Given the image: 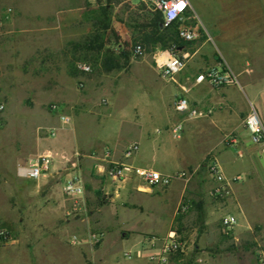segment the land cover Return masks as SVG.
Instances as JSON below:
<instances>
[{"label": "rangeland", "instance_id": "374dc122", "mask_svg": "<svg viewBox=\"0 0 264 264\" xmlns=\"http://www.w3.org/2000/svg\"><path fill=\"white\" fill-rule=\"evenodd\" d=\"M101 2L104 0H81L80 8L74 12L80 14V23L89 24L90 28L74 36L65 34L61 51L50 56H31L29 41L23 35H4L3 28L7 18L0 25V102L4 104L3 110L0 111V231L6 234L5 237L0 236V264H103L117 252L116 245L120 238L114 236L108 239L107 251L103 250L105 235L96 224L97 216H92L89 223L87 222L85 214L95 208L90 207L93 203L90 202L92 197L85 191L78 198L63 192V180L72 169L70 162L65 167L61 162L63 159L59 157L56 168L58 174L52 183L53 187L41 188L39 192H35L31 180L23 177L15 179L13 175L18 165L24 163L31 153L36 151L37 136L47 141L55 139L56 145L53 147L48 144L47 148L52 152L59 151V155H68V152H62L59 148L68 151L77 147L86 148L106 135H109L113 152L117 154L132 136L123 133L125 122H122L124 119L122 120L121 116L122 110L126 109L129 103L124 104L121 100L108 103L107 99L102 97L98 100L99 108L82 107L75 103L77 96L86 92L84 87H79L83 77H89L94 73V69L99 68V61L93 56H88L94 52L88 50L85 45L96 33L92 17ZM111 3L110 29L104 32L103 40L125 39V49L132 52L137 25L142 21L144 14L140 4L142 2L112 0ZM190 3L191 15L186 23L201 29L211 37L210 45L226 60L225 67L233 72L242 68L252 70L255 75L264 71V0H190ZM7 8L9 6L0 3V14H4ZM125 31L130 35L129 38L125 36ZM203 40L205 38L198 39V42ZM73 42H78V46H73ZM161 51L165 50H151L145 47L144 54L139 57L132 56L130 63L128 62L123 70L144 72L149 83L157 84L158 79L162 78L156 70L155 55ZM79 62L90 63L92 72H81L77 68ZM100 66L104 68L102 63ZM112 81V78L106 79L105 84L110 87ZM53 103L63 107L62 112L70 117L69 123H62L57 115L50 111L49 106ZM90 112L98 114L92 116L89 115ZM74 114L78 116H73ZM56 126V136H47L43 127ZM222 147L223 144H219V147L209 152V157L204 160L205 166L199 173L209 182V186L212 181L208 176L206 163L220 154ZM105 149L107 151V148ZM260 156L264 168V153H260ZM79 165L83 166L84 170V163L79 161ZM241 174L243 181H239L237 185H241L248 192L253 182L247 180L243 171ZM40 195L49 196L53 202L55 199L63 200V216L60 220L55 221L50 211L46 214L34 211L38 206H31V203ZM226 198L208 200L212 206L221 204L223 207L229 201ZM260 198L252 202L251 199L246 201V197L243 202L251 218L263 221V217L258 213ZM233 212L238 216V222L245 217L241 211L234 209ZM200 213L189 212L171 226V229L181 234L185 247L190 249L188 255L181 257L183 260L180 263L194 264L196 256L205 251L213 256L216 263L255 264L256 252L260 248L258 244L264 243V237L253 238V235L259 232L261 234L258 223L241 228L237 223L232 234L224 236L220 232L219 221L229 213L227 207L217 209L207 222L205 215L201 218ZM145 227L157 232L159 236L165 231L164 222L157 219H147ZM73 236L77 239L75 243L72 242ZM151 238L148 236L146 240ZM156 242L158 245L160 240ZM125 250L123 246L117 260L122 257L125 263L132 264L129 261L133 262L135 259L134 253H125ZM49 255L53 258L57 256V259H53V263L47 262L46 257H51ZM148 257L149 253L143 256V264L154 263L150 262Z\"/></svg>", "mask_w": 264, "mask_h": 264}, {"label": "crops", "instance_id": "0c3cea01", "mask_svg": "<svg viewBox=\"0 0 264 264\" xmlns=\"http://www.w3.org/2000/svg\"><path fill=\"white\" fill-rule=\"evenodd\" d=\"M130 1L136 3L139 0ZM0 3L12 9L4 23V35H23L29 41L31 56L41 54L50 56L61 51L65 34L74 36L90 28L89 24H81L80 14L74 12L80 8L81 0H0ZM124 33L125 36H130L126 31ZM103 41V48L98 54L88 55L99 61V68L94 69V73L89 77H83L82 82L86 92L79 94L75 103L82 107L99 108L98 100L101 97L106 98L108 103H115L118 100L124 104L129 103L126 109L122 110L121 116L122 120L124 119L122 122H125L123 133L132 134V136L117 154L113 152L109 135L86 148L77 147L71 151L59 148L62 152H68L69 155H65L66 160L61 161L65 167L68 166V162L71 164L75 161L76 154H78V162L84 163V170L83 166L79 165L81 174L83 173L84 191L92 197L90 202L93 203L90 207H95L91 208L85 216L88 223L92 216H97L96 224L105 235L103 250H106L109 245L108 239L114 236L120 238L116 245L117 252L107 258L103 264H124V258L120 257L117 260L123 246L126 249L125 253H134L135 259L129 262L143 264V256L148 253L149 255L161 253L164 239L168 232L173 230L171 226L179 222L183 216H187L189 212L191 214L201 212V216L205 215L207 222L217 209L227 207L228 214L236 217L239 228L245 225L251 227L254 223H258L261 234L259 232L253 235V238L264 237V220L251 218L243 202L246 197V201L251 199L252 202L261 197V206L257 203L260 209L256 211L264 219V168L260 162V153H264V146L252 141L243 123L252 107L257 109L264 122V71L255 75L252 70L244 68L234 70L238 77V85L213 87L207 82L195 83L194 78L201 71L214 65L225 67L227 62L210 45V40L209 42L206 39L201 42L194 40L195 42L191 41L189 44L176 48V53L185 57L183 69L177 72L173 79H165L156 66L159 77L162 79H158L157 84L155 82L154 84L147 81L144 72L133 69L125 72L123 70L125 66L111 71L101 67L100 63L104 58L105 50L110 48L118 59L119 52L126 42L125 39L119 40L120 47L116 48L117 43L114 41ZM71 44L78 46V42ZM132 56L130 52L129 63ZM166 56V54L163 55V57ZM109 78L113 80L110 87L105 84V80ZM183 95L188 99L190 107L205 111L207 115L189 117L186 113L175 111L173 101L176 97ZM97 114L98 112L89 113L92 116ZM178 122L183 124V132L179 138L174 137L171 132V126ZM56 127L58 130V126ZM228 135L234 136L236 142L227 144ZM133 143L138 145V149L133 155L125 157V149ZM48 144L54 147L55 139L47 141L37 136L36 151L31 155L49 150ZM219 144H223V147L220 149V154L215 157L224 174L227 177L240 175L239 181H243L241 174L243 171L247 180L253 183L247 195L248 192L241 185L238 187L239 181L233 182L226 206L215 204L214 208L208 199L213 201L217 199L211 195V190L216 184L215 180L208 172L212 181V185L209 186L207 185L209 182L199 173L205 166L204 160L209 157V152L219 147ZM57 153L59 154V151ZM110 161L127 163L135 168L153 169L163 175L192 168L197 170L188 182L175 178L167 185L149 186L134 174L121 179L109 177L105 169ZM57 167L56 160L45 176L39 179L26 178L31 180L30 183H34L35 192H39L41 188L53 187L52 183L58 174ZM13 175L15 179L20 177L17 170ZM48 197L40 195L34 203H31V206H38L37 210H34L38 214H46L50 211L55 221H58L63 216V200L55 199L53 202ZM181 204H186L188 207L186 211L179 210ZM42 206H44L43 209ZM47 206L51 207L47 208ZM234 209L245 214L241 222H238ZM250 211L253 210L250 209ZM147 219L164 222L165 231L161 234L162 236L145 227ZM148 236L152 237L149 241L146 240ZM156 240H160L158 245ZM262 244H258L260 248L257 249L258 253L256 252L255 264L260 257H264V243ZM189 252L190 249L185 247L183 253L170 255L165 264H182L181 257L188 255ZM49 257L50 259L46 257L49 263L57 259V256L53 258L49 255ZM194 264H197L196 261Z\"/></svg>", "mask_w": 264, "mask_h": 264}, {"label": "built area", "instance_id": "2783aa9c", "mask_svg": "<svg viewBox=\"0 0 264 264\" xmlns=\"http://www.w3.org/2000/svg\"><path fill=\"white\" fill-rule=\"evenodd\" d=\"M146 9L150 11H161L163 25L168 26L173 22H177V35L185 41H194L198 39L211 40L201 29L187 24L190 18L192 9L190 0H141ZM12 9L9 7L4 14H0V25L3 20L9 16ZM119 48V43L116 44ZM174 47V46H173ZM145 52V47L141 43H135L132 46V55L135 57L142 56ZM166 54V57L163 55ZM156 65L160 74L165 79H173V76L183 69L185 66L184 56L178 55L171 48L169 50L161 51L156 55ZM77 68L83 73L92 71V66L87 62H79ZM195 83L207 82L213 87H224L230 85H238L237 75L227 67L214 65L208 67L206 70L198 73L195 78ZM79 87H83V83H79ZM175 111L179 113H186L189 117L206 116L205 111L197 108H192L189 105L188 99L183 96H178L173 101ZM4 104L0 102V111L3 110ZM50 111L57 115L59 121L66 124L70 122V117L62 112L61 106L53 103L49 106ZM244 127L250 133L252 141L256 144L264 146V122L255 107H252L244 118ZM49 137L56 136V127H43ZM171 132L174 137H181L183 132L182 122L175 123L171 126ZM236 138L232 135L226 137V143H235ZM138 149V145L133 143L129 145L124 151V155L129 157L133 155ZM65 159L64 154H58L51 150H46L29 156L24 163L18 165L17 173L20 177L29 179H39L45 176L51 169L56 160ZM207 170L215 180V186L211 190V195L214 198L227 197L231 192V184L241 179L240 175L227 177L218 160L215 157L207 161ZM71 170L63 180L62 189L65 194L74 198L80 197L84 193V181L79 168L78 154L76 160L71 163ZM196 168L175 171L172 174L163 175L159 171L146 168H135L130 164L123 162L110 161L105 169V173L114 179L126 178L130 175L139 176L147 185L153 186L158 184L167 185L172 179L179 178L184 182L190 181L196 172ZM67 175V174H66ZM65 176V175H64ZM63 176V177H64ZM186 204H181L180 209L182 212L187 210ZM237 225V219L232 214H227L220 219V232L224 236H230ZM0 236L5 237L6 234L0 231ZM76 237H72V242H76ZM185 251V244L182 241V236L177 230L168 232L167 237L164 239L162 251L159 254L149 255V260L155 264H165L174 253H183ZM197 264H218L214 261L212 255L202 252L197 255L195 259ZM257 264H264V257L257 260Z\"/></svg>", "mask_w": 264, "mask_h": 264}, {"label": "trees", "instance_id": "16d2710c", "mask_svg": "<svg viewBox=\"0 0 264 264\" xmlns=\"http://www.w3.org/2000/svg\"><path fill=\"white\" fill-rule=\"evenodd\" d=\"M100 1L98 0V2ZM111 1L104 0L103 3H98V7L95 10L96 13L93 16L96 33L85 46L88 50H92L94 54H98L103 48L104 32L110 29L109 9L112 5ZM141 9L144 10V14L142 21L137 25V36L134 44L141 43L144 47H148L151 50L158 48L169 50L172 48L176 52L177 47L191 43V41H185L178 37L177 22H173L168 26L163 25L161 11H150L146 9L143 3ZM114 42L119 43L117 40ZM130 52V50L125 49L124 43L117 59L116 55L113 54L114 52L110 48H107L102 60L104 69L111 71L124 67L128 63Z\"/></svg>", "mask_w": 264, "mask_h": 264}]
</instances>
